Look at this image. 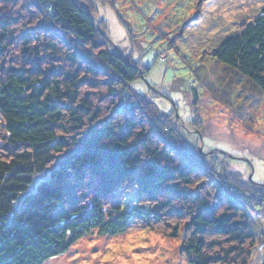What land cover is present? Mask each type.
Returning a JSON list of instances; mask_svg holds the SVG:
<instances>
[{
    "label": "trees",
    "instance_id": "obj_1",
    "mask_svg": "<svg viewBox=\"0 0 264 264\" xmlns=\"http://www.w3.org/2000/svg\"><path fill=\"white\" fill-rule=\"evenodd\" d=\"M214 56L264 91V8ZM144 75L85 0H0V264H44L129 229L183 232L192 264L251 263L264 199L237 194V177L219 186L133 89Z\"/></svg>",
    "mask_w": 264,
    "mask_h": 264
},
{
    "label": "rangeland",
    "instance_id": "obj_2",
    "mask_svg": "<svg viewBox=\"0 0 264 264\" xmlns=\"http://www.w3.org/2000/svg\"><path fill=\"white\" fill-rule=\"evenodd\" d=\"M85 4L121 55L126 53L145 70L132 87L145 97L149 111L170 115L168 125L193 154H204L219 186L226 187L224 177H237L235 192L247 191L250 204L262 203L264 91L220 62L214 52L243 23L257 19L264 0H85ZM172 113L177 117L171 118ZM250 177L258 189L249 186ZM262 204L252 207L250 215L258 233L250 264H264ZM182 240L183 232L175 238L141 229L115 236L94 232L44 264H192L180 252Z\"/></svg>",
    "mask_w": 264,
    "mask_h": 264
},
{
    "label": "water",
    "instance_id": "obj_3",
    "mask_svg": "<svg viewBox=\"0 0 264 264\" xmlns=\"http://www.w3.org/2000/svg\"><path fill=\"white\" fill-rule=\"evenodd\" d=\"M116 48L119 49L118 46H116ZM250 179H252V177H250Z\"/></svg>",
    "mask_w": 264,
    "mask_h": 264
},
{
    "label": "bare ground",
    "instance_id": "obj_4",
    "mask_svg": "<svg viewBox=\"0 0 264 264\" xmlns=\"http://www.w3.org/2000/svg\"><path fill=\"white\" fill-rule=\"evenodd\" d=\"M151 249H152V248H151ZM151 251H152V250H151ZM153 251H154V250H153ZM153 251H152V252H153Z\"/></svg>",
    "mask_w": 264,
    "mask_h": 264
},
{
    "label": "built area",
    "instance_id": "obj_5",
    "mask_svg": "<svg viewBox=\"0 0 264 264\" xmlns=\"http://www.w3.org/2000/svg\"><path fill=\"white\" fill-rule=\"evenodd\" d=\"M263 203H264V200H263Z\"/></svg>",
    "mask_w": 264,
    "mask_h": 264
}]
</instances>
